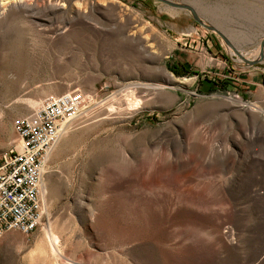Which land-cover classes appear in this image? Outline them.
Segmentation results:
<instances>
[{
	"label": "rangeland",
	"instance_id": "1",
	"mask_svg": "<svg viewBox=\"0 0 264 264\" xmlns=\"http://www.w3.org/2000/svg\"><path fill=\"white\" fill-rule=\"evenodd\" d=\"M168 1L203 25L154 0L0 15V157L46 98L92 99L44 166L63 256L28 261L45 223L0 264H264V2Z\"/></svg>",
	"mask_w": 264,
	"mask_h": 264
},
{
	"label": "built area",
	"instance_id": "2",
	"mask_svg": "<svg viewBox=\"0 0 264 264\" xmlns=\"http://www.w3.org/2000/svg\"><path fill=\"white\" fill-rule=\"evenodd\" d=\"M80 91L46 98L32 114L15 119L18 143L0 157V239L7 233L30 236L44 217L41 183L53 146L81 114Z\"/></svg>",
	"mask_w": 264,
	"mask_h": 264
},
{
	"label": "bare ground",
	"instance_id": "3",
	"mask_svg": "<svg viewBox=\"0 0 264 264\" xmlns=\"http://www.w3.org/2000/svg\"><path fill=\"white\" fill-rule=\"evenodd\" d=\"M223 1L226 2V3L235 4V2L237 0H216L215 5H220ZM261 1L264 2V0H261ZM24 6H27V0H0V15L1 14H4V12H6V11H7V13H9V12H12L13 13V9L15 11L16 9L21 8V7H24ZM210 8L211 9L212 8L216 9L215 6L214 7H210ZM263 57H264V48L262 47V48L259 49L257 47L255 49V51H253V60L260 61V59L263 58ZM84 99H85L86 103H91V101H92V99H91L90 96H88V97H86ZM127 105H128V107H134V108L136 107L137 108L138 102H137V100L134 97H131L130 96L127 99ZM137 109H139V106H138ZM69 127H70V125H69ZM69 127L67 128V130L69 129ZM66 134H67V132H66ZM65 135L63 134L60 139H62ZM60 139H59V141H60ZM52 149H51V151H52ZM42 181H43V179H42ZM41 187H42L43 193L46 195V191H45V188H44V184L43 183H41ZM45 223H46V225H45V227L43 229V238H44V241H45L44 242L45 243V246L43 245L44 246V247L42 246L43 248L42 247L41 248L38 247V248H40L39 249V253H40V257L39 258H41L42 261L43 260H46V259H51L52 258V260H54V262H56L57 258H61L63 256V253H62V244H61L60 237L58 236V234L55 232V230L52 227H50V225H48V223H47L46 210L44 208V217L39 222L38 228L41 225L45 224ZM36 250H34L32 253H29L28 252L30 259H33L35 257L34 255H35ZM40 261H39V263H40ZM67 263H68V261H67Z\"/></svg>",
	"mask_w": 264,
	"mask_h": 264
},
{
	"label": "crops",
	"instance_id": "4",
	"mask_svg": "<svg viewBox=\"0 0 264 264\" xmlns=\"http://www.w3.org/2000/svg\"><path fill=\"white\" fill-rule=\"evenodd\" d=\"M37 229H39V228H37ZM16 234V232H10V233H7V234H5V236H3V238H1V241H3L4 242V240L5 241H9V239L10 238H12L15 234ZM57 233V232H56ZM9 235V236H8ZM45 241H44V238H43V229H42V231H40V233L38 234V237L35 239V241H34V244H33V246H32V248L28 251L29 253H32L34 250H36V252H35V257L33 258V259H29V253H28V256H27V259H28V261H32V260H35V261H37V262H39L40 260H41V258H39L40 257V253H39V249L44 245L45 246V243H44ZM62 244V243H61ZM71 245L72 244H68V247H67V249H68V251H70V249H71ZM43 246V247H44ZM24 247V245L23 244H21V245H19L18 246V249H22ZM38 247H40V248H38ZM42 247V248H43ZM63 249V248H62ZM33 257V256H32ZM39 264V263H38Z\"/></svg>",
	"mask_w": 264,
	"mask_h": 264
},
{
	"label": "water",
	"instance_id": "5",
	"mask_svg": "<svg viewBox=\"0 0 264 264\" xmlns=\"http://www.w3.org/2000/svg\"><path fill=\"white\" fill-rule=\"evenodd\" d=\"M156 2L162 3L168 7L175 8V9H180V10H186L189 11L190 14L192 15L193 19L198 22L199 24L203 25L202 22L199 20V18L196 16L195 11L191 6L187 4H179V3H173L168 0H154ZM264 47V40L261 42V48ZM258 60H254L252 63H257Z\"/></svg>",
	"mask_w": 264,
	"mask_h": 264
},
{
	"label": "trees",
	"instance_id": "6",
	"mask_svg": "<svg viewBox=\"0 0 264 264\" xmlns=\"http://www.w3.org/2000/svg\"><path fill=\"white\" fill-rule=\"evenodd\" d=\"M170 69V71L172 72V73H174V74H176V75H179V71L175 68V67H171V68H169Z\"/></svg>",
	"mask_w": 264,
	"mask_h": 264
}]
</instances>
